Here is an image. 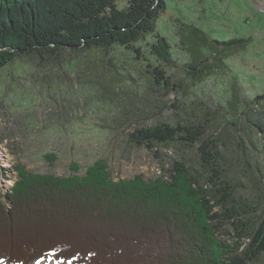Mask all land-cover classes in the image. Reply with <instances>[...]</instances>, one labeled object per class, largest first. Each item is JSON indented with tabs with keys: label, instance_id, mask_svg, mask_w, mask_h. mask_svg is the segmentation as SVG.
I'll list each match as a JSON object with an SVG mask.
<instances>
[{
	"label": "trees",
	"instance_id": "trees-1",
	"mask_svg": "<svg viewBox=\"0 0 264 264\" xmlns=\"http://www.w3.org/2000/svg\"><path fill=\"white\" fill-rule=\"evenodd\" d=\"M165 9V0H0V70L24 58L47 64L66 53L110 55L115 46L140 55L135 44L155 33ZM186 28L184 77L192 84L222 67L231 52L249 41L219 40L194 25ZM156 37L151 47L162 62L148 65L149 85L164 95L185 92L183 77L175 79L164 69L174 60L167 37ZM232 98V112L246 113L235 88ZM260 100L264 92L245 104ZM208 114L213 110L196 119L152 124L123 117L130 144L154 153L161 147L195 149L197 167L180 155L155 177L139 173L115 179L103 158L82 174L72 163L73 172L66 176L15 164L9 171L16 172L17 180L5 194L10 208L0 194V264L49 259L73 264H254L264 257V202L238 192L239 185L226 177L221 138L214 134L218 123ZM254 125L264 132V122Z\"/></svg>",
	"mask_w": 264,
	"mask_h": 264
},
{
	"label": "rangeland",
	"instance_id": "rangeland-1",
	"mask_svg": "<svg viewBox=\"0 0 264 264\" xmlns=\"http://www.w3.org/2000/svg\"><path fill=\"white\" fill-rule=\"evenodd\" d=\"M165 2L155 33L135 44L140 55L115 46L110 55L99 51L66 53L47 64L24 58L0 70V194L7 208L11 200L5 194L17 180L16 172L9 170L17 163L34 172L66 176L73 172L72 163L78 164L76 173L82 174L95 159L103 158L115 179L139 173L155 177L180 155L197 167L195 149L161 147L154 153L130 144L123 117L129 115L131 120L148 124L174 123L199 118L209 109L213 116L207 117L218 123L214 134L221 138L226 177L239 185L238 192L264 202V132L254 125L264 122V100L245 104L264 92V10L260 9L264 3ZM189 24L210 38L244 37L249 41L243 49L231 52L222 67L192 84L184 77ZM156 34L167 37L174 60L164 69L175 79L183 77L185 92L164 95L149 85L148 65L162 62L156 61L151 47ZM234 88L242 99L240 109L244 106L246 113L239 109L232 112ZM195 103H203V108ZM46 154L54 155L53 161ZM37 264L61 263L49 259ZM254 264H264V257Z\"/></svg>",
	"mask_w": 264,
	"mask_h": 264
},
{
	"label": "water",
	"instance_id": "water-1",
	"mask_svg": "<svg viewBox=\"0 0 264 264\" xmlns=\"http://www.w3.org/2000/svg\"><path fill=\"white\" fill-rule=\"evenodd\" d=\"M261 3H264V0H261ZM257 6H258V5H257ZM258 8H260V7L258 6ZM260 9L264 10V8H260Z\"/></svg>",
	"mask_w": 264,
	"mask_h": 264
}]
</instances>
